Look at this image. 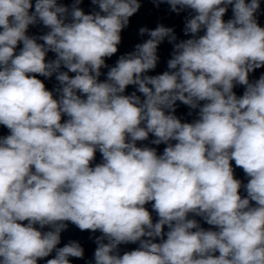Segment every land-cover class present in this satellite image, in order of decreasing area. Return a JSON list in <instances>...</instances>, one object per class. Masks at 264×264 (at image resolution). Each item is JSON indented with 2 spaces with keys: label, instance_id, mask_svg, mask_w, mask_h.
<instances>
[{
  "label": "clouds",
  "instance_id": "obj_1",
  "mask_svg": "<svg viewBox=\"0 0 264 264\" xmlns=\"http://www.w3.org/2000/svg\"><path fill=\"white\" fill-rule=\"evenodd\" d=\"M82 2L0 0V264L83 259L78 241L58 247L69 223L100 233L86 264H264V73L250 78L264 68L261 0H152L188 11L189 38L141 27L148 38L114 66L140 0H91L87 14ZM165 40L167 70L148 75ZM150 135L162 154L138 146Z\"/></svg>",
  "mask_w": 264,
  "mask_h": 264
}]
</instances>
